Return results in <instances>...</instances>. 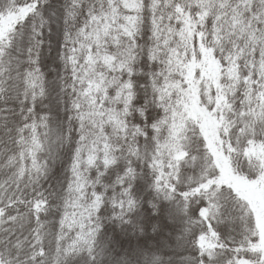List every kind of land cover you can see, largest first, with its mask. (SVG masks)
Masks as SVG:
<instances>
[{"label":"snow or ice","instance_id":"obj_1","mask_svg":"<svg viewBox=\"0 0 264 264\" xmlns=\"http://www.w3.org/2000/svg\"><path fill=\"white\" fill-rule=\"evenodd\" d=\"M0 264H264V0H0Z\"/></svg>","mask_w":264,"mask_h":264}]
</instances>
